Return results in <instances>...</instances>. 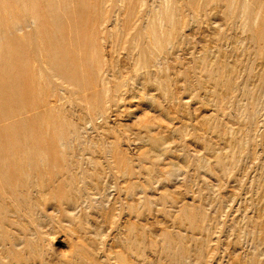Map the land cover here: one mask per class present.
<instances>
[{"label":"rangeland","instance_id":"374dc122","mask_svg":"<svg viewBox=\"0 0 264 264\" xmlns=\"http://www.w3.org/2000/svg\"><path fill=\"white\" fill-rule=\"evenodd\" d=\"M0 264H264V0H0Z\"/></svg>","mask_w":264,"mask_h":264}]
</instances>
